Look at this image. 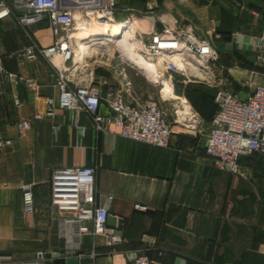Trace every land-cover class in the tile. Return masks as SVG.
Instances as JSON below:
<instances>
[{
    "label": "crops",
    "instance_id": "crops-1",
    "mask_svg": "<svg viewBox=\"0 0 264 264\" xmlns=\"http://www.w3.org/2000/svg\"><path fill=\"white\" fill-rule=\"evenodd\" d=\"M115 2L114 22L136 15L146 20L148 34L175 26L178 31L190 30L194 40L209 42L224 75L238 89L220 75L225 88L245 96L256 86L264 87V72L240 66L255 61L250 41L261 31L264 0ZM38 41L48 43L46 38ZM29 45L11 19L0 21V62L16 77L0 78V141L11 142L0 149V256L29 262L43 254L44 264H65L66 257L94 253L91 264H131L127 253L139 252L161 264H264V157L240 158L237 175L214 167L204 151L214 101L200 136L181 133L174 126L164 148L97 134L82 111L56 109L53 117L37 120L34 113L45 112L46 99H55L57 89L55 71L45 59L21 55ZM102 71L97 70L96 80L104 77L119 88L117 74ZM127 78L132 96L145 100ZM26 80L36 87L27 86ZM169 84L173 90V82ZM14 96L20 107L14 106ZM162 100L159 105L167 120H174L179 109L173 101ZM99 113L111 114L104 102ZM83 166L96 168L97 202L113 217L106 227L121 239L113 247L107 246L104 236L91 234L89 221L82 224L90 233L78 244L60 233L59 217L50 205L51 173ZM26 183L33 185L32 214L22 211L21 186Z\"/></svg>",
    "mask_w": 264,
    "mask_h": 264
},
{
    "label": "built area",
    "instance_id": "built-area-1",
    "mask_svg": "<svg viewBox=\"0 0 264 264\" xmlns=\"http://www.w3.org/2000/svg\"><path fill=\"white\" fill-rule=\"evenodd\" d=\"M115 11V0H0V21L11 19L30 42L21 55L27 58L40 56L55 71L57 97L46 99L45 112H35L33 117L37 120L51 118L56 109L73 113L82 111L89 117L97 134L117 136L160 148L168 146L174 126L181 133L192 137L200 136L201 122L192 109L188 115H180L174 111L175 119L168 121L164 109L158 103L149 99L139 101L132 96L126 69H134V65L124 61L119 54L99 51L89 58L82 57L75 40L78 15L86 22L92 18L104 21L109 16L113 18ZM169 34L183 45L181 49H160L162 42L168 40ZM135 35L140 37L144 55L161 58L163 72L168 75L169 83L173 82L172 74H183L186 70H191V64L195 63L190 59L192 56L202 64L198 66V70L207 78L210 77L209 65L216 61V52L209 42L194 40L190 30L184 33L172 26L148 34L145 30L137 29ZM39 38H46L48 43L42 45ZM94 42L99 47L105 46L102 40ZM250 46L255 63L264 70V18L261 31L250 41ZM175 56L180 57L181 67L176 65ZM114 59L119 62L113 67L111 61ZM115 67L118 69L117 73ZM97 70L117 74L121 81L119 88L104 77L96 80ZM191 77L194 82L201 80L195 74ZM0 78L14 80L16 77L6 73L0 62ZM157 78L161 80L162 75ZM25 82L32 89L36 87L32 80ZM213 101L216 110L205 135V154L217 170L240 174V158L252 155L264 157V87L256 86L245 96L231 88L222 87L216 91ZM101 102L110 110V115L99 113ZM13 104L15 107L22 105L16 96L13 97ZM10 145L9 140L0 141V149ZM95 179V167L53 169L50 178V205L59 217L63 237H69L74 244H78L83 235L90 233L82 224L89 221L92 225L91 234L104 236L107 246L113 247L121 239L106 227L108 211L105 205L97 202ZM106 200L110 201L111 197L107 196ZM21 202L24 214L34 213L32 184L21 186ZM135 208L146 210V207L140 205H135ZM75 256L92 258L94 253ZM126 257L131 264H161L139 252L127 253ZM0 264H44V255L39 254L38 258L29 262H10L9 257L0 256Z\"/></svg>",
    "mask_w": 264,
    "mask_h": 264
},
{
    "label": "bare ground",
    "instance_id": "bare-ground-1",
    "mask_svg": "<svg viewBox=\"0 0 264 264\" xmlns=\"http://www.w3.org/2000/svg\"><path fill=\"white\" fill-rule=\"evenodd\" d=\"M136 16V15H135ZM132 16L130 20L121 22L112 21L111 16L105 18L104 21L92 18L89 22L84 21L81 15H78L76 19V44L79 46V51L82 53V57L89 58L91 54H95L99 51L108 53H118L123 60L129 61L133 65L137 66L141 71L147 74L148 78L153 82L161 84V94L164 100L173 101L180 115H188L190 107L185 103L184 98L177 96L173 93L171 85L164 79L159 80L157 68L161 65V58L143 55L140 50L142 46L136 39L134 32L138 27L147 24L143 18H137ZM140 17V16H139ZM86 26V27H85ZM168 40L162 42L160 49L163 50H177L181 49L183 45L174 40L173 35H168ZM95 40H102L103 46L95 45ZM139 46V47H138ZM103 47V48H101ZM150 55V54H148ZM147 57V58H146ZM156 59L158 61L156 62ZM195 63L191 64L193 71L201 80L208 82V78L203 72L198 70V66L202 65L193 56L190 57ZM174 61L178 67H181L180 57L175 56ZM208 74V73H206Z\"/></svg>",
    "mask_w": 264,
    "mask_h": 264
},
{
    "label": "rangeland",
    "instance_id": "rangeland-1",
    "mask_svg": "<svg viewBox=\"0 0 264 264\" xmlns=\"http://www.w3.org/2000/svg\"><path fill=\"white\" fill-rule=\"evenodd\" d=\"M116 20H119V19L116 18ZM145 25L146 24L138 27V30H141V31L146 30ZM186 31L187 30L184 29L183 32L185 33ZM134 35H135V32H134ZM135 36H136V39L140 41V37L138 35H135ZM140 52L142 53V50H140ZM115 54H118V53L116 52ZM147 56L149 57L151 55H147ZM104 58H102L101 60H104ZM124 61L126 60L124 59ZM157 61L158 59H156V62ZM118 62H119L118 59H114L111 61V65L114 67L116 66ZM240 66L241 67L252 66L254 69L264 72V70H262L259 67V65L255 63V61L254 63H251V65H248V63H245V64H241ZM133 67L134 69L127 68L126 71H128L127 76H129L133 80L135 91L140 94L141 98L149 99L163 106L165 101L162 100L163 97L161 94V90H162L161 85L159 83H155L152 80H150L147 74H145L143 71L137 68V66L134 65ZM102 72L106 73L105 71H102ZM157 72H159L158 75H162L163 79H165V77L167 78V74L163 72L162 64L157 68ZM209 72L211 73L210 77H208L209 83H207L206 81H201V80L197 82L192 81L193 78L191 77V75L195 73L191 70L190 71L186 70L183 74H173L172 75L173 91H174L173 93L175 95L181 96L182 98L184 97V99L185 98L187 99L185 100L190 103L192 110L197 114L199 121L201 122V125H200L201 128L205 124V121L207 122L208 120L207 116L210 117L213 112V103H212L213 91L216 89V87L217 88L224 87V83H221V81L219 80L220 75L221 77L222 76L224 77V80L227 85H231L235 90L238 89L235 87V83H233L227 76L224 75L223 67H221V65L218 63L217 53H216V61L209 65ZM212 72H214V76ZM219 72L220 74L216 75ZM208 111H210V113H208Z\"/></svg>",
    "mask_w": 264,
    "mask_h": 264
},
{
    "label": "water",
    "instance_id": "water-1",
    "mask_svg": "<svg viewBox=\"0 0 264 264\" xmlns=\"http://www.w3.org/2000/svg\"><path fill=\"white\" fill-rule=\"evenodd\" d=\"M109 222H113V217H107V224H109ZM50 255H47V257H49ZM58 256V255H57ZM56 257V256H54ZM62 258H64V256H61ZM65 264H91V260L88 257H82V258H78L75 255H72L70 257H66L65 258Z\"/></svg>",
    "mask_w": 264,
    "mask_h": 264
},
{
    "label": "trees",
    "instance_id": "trees-1",
    "mask_svg": "<svg viewBox=\"0 0 264 264\" xmlns=\"http://www.w3.org/2000/svg\"><path fill=\"white\" fill-rule=\"evenodd\" d=\"M212 101H213V98H212ZM214 107H215V110H216V106H215V104H214Z\"/></svg>",
    "mask_w": 264,
    "mask_h": 264
}]
</instances>
